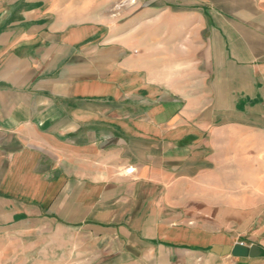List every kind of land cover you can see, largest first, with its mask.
Returning <instances> with one entry per match:
<instances>
[{"label":"crops","instance_id":"1","mask_svg":"<svg viewBox=\"0 0 264 264\" xmlns=\"http://www.w3.org/2000/svg\"><path fill=\"white\" fill-rule=\"evenodd\" d=\"M88 2L0 0V257L264 264V209L209 198L232 135L264 141V0ZM237 243L260 256L211 252Z\"/></svg>","mask_w":264,"mask_h":264},{"label":"rangeland","instance_id":"2","mask_svg":"<svg viewBox=\"0 0 264 264\" xmlns=\"http://www.w3.org/2000/svg\"><path fill=\"white\" fill-rule=\"evenodd\" d=\"M88 3H89L88 6L90 8L91 0H89ZM118 5L119 7L116 8V11H120V12H116V11L113 13L105 12L102 15L104 22L107 23L109 26L113 16H115L114 23L118 20L119 22H122L129 19L128 17L131 15V10H132L131 5L133 6V8H135L134 10H138L139 8L137 6L138 5L137 0L136 1L122 0V2L119 3ZM140 17H144V15L143 14L140 15ZM184 31H185L183 34L184 39L185 37H192L190 28ZM170 32L171 31L168 30V33ZM137 35H141V34H139L138 31H136L135 36L137 37ZM168 36L171 37V34H169ZM179 46L181 47L180 49L182 50L183 48L184 50H187V48L189 47L185 41L182 44H179ZM140 47L142 49L143 47L142 44ZM150 47L153 48V51L157 50L158 53L155 54L157 58L163 57L162 61L159 60L153 61L156 70L155 72L159 73L161 68L162 76L164 74L163 77H165L166 80L172 81L170 85L174 88H178V90L181 92L180 95H182L183 97H189L191 95L190 92L192 89L191 79L193 78L191 67H189L188 69L186 67H183L181 69L180 67L175 66L174 60L173 61H171L170 59H168V61L166 60L167 57L169 58L170 56L176 54V50H175L176 46H174L173 44L160 46L158 44V45H151ZM160 54L162 56H160ZM181 71L182 74H184V78H181L177 75ZM157 77L159 78L160 76ZM176 81L180 83L174 84ZM232 136H233L232 141L227 143L230 145V149H228L227 151L228 152L227 156L220 163L221 171H223V173H221L220 175L222 176L223 179H225L226 186L224 188L215 189V193L209 191V196H210L209 198L214 199L216 201L218 200V201H230L233 203L235 202L238 203L239 206L257 204L259 208L264 209V141L257 140L255 137L251 136L250 134L244 136L239 134L236 135L234 134ZM252 246H256V245H252ZM224 247H228V246H224ZM224 247H219V248H224ZM232 247H228V248H232ZM247 247H251V246H247ZM13 250H16L15 253L10 252L5 256L0 257V264H69L67 263L68 262L67 260H64L63 255L59 254L57 257L56 256L54 257L51 253L49 252L45 253L44 250L42 249H41L42 250L41 253H39L37 257L36 262L33 261V259H31V254L20 253L22 250L21 248L13 246ZM54 255L57 254L54 253ZM107 256L108 255H105V257L102 258L94 257L93 259L90 260L89 263L86 264H146V262L143 261L142 262L121 261L119 263L117 262L113 263L106 258ZM223 256H231V255L227 254ZM103 258L104 260L101 261V259ZM242 258H248V257H242Z\"/></svg>","mask_w":264,"mask_h":264},{"label":"water","instance_id":"3","mask_svg":"<svg viewBox=\"0 0 264 264\" xmlns=\"http://www.w3.org/2000/svg\"><path fill=\"white\" fill-rule=\"evenodd\" d=\"M211 252L217 255H227L230 254L233 257H250L256 258L260 256V250L257 246L247 247L241 244H236L232 248L224 247H213L211 248Z\"/></svg>","mask_w":264,"mask_h":264}]
</instances>
